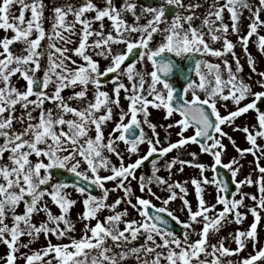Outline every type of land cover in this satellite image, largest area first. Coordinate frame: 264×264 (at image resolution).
I'll list each match as a JSON object with an SVG mask.
<instances>
[{
    "label": "snow or ice",
    "instance_id": "6c2138e0",
    "mask_svg": "<svg viewBox=\"0 0 264 264\" xmlns=\"http://www.w3.org/2000/svg\"><path fill=\"white\" fill-rule=\"evenodd\" d=\"M204 4L208 6L200 13ZM15 5L19 6L18 14L13 11ZM46 8L45 0H0V30L5 33L0 37V244L8 249L0 261L264 264V247H258L257 230L264 212V166L260 165L264 146L257 142L264 138V111L258 107L264 103V90L253 91L252 84L245 82L236 43L229 39L230 35L238 37L251 69L248 80L258 76L256 83L264 89V71L258 70L249 51L255 36L257 49L264 55V35L259 32L264 27V0L255 6L248 0H120L119 4L116 0H64L52 2L47 16ZM243 9L250 12L245 35L240 34ZM196 20L201 21L199 25ZM45 22L49 23L47 30ZM218 42H222L221 48L211 46ZM16 44L21 47L14 48ZM71 44L76 46L70 48ZM229 53L235 70L225 58ZM94 56L109 64L102 69ZM208 57L221 62L214 63ZM20 80L25 82L23 88L18 86ZM108 84L112 85L111 93L105 90ZM66 90L70 91L67 96ZM122 92L126 109L121 103ZM249 96L253 97L251 102L241 106ZM228 101L235 110H228ZM150 107L163 111L164 119L172 122H152ZM249 110L257 113L258 127L252 126L255 133L248 126L235 125ZM109 124L113 126L106 134ZM223 125L243 131L251 147L240 149ZM158 127L165 129L163 141ZM173 128L179 129L175 142L170 139ZM225 137L241 156L251 153L255 157L254 171L260 173L256 180L250 173L243 181H236L234 193L229 181L219 178L216 167L222 165ZM190 143L214 158L212 179L204 175L208 166L195 163V152L189 153L192 160L177 155L166 161L165 167L170 174L177 164L180 172L184 165L200 169L201 177L190 181L197 196L195 209L187 199L185 185L189 181L169 183L157 175L159 159ZM145 144L147 150L141 155ZM125 155L130 162L125 163ZM146 161L151 174L138 177L137 169ZM222 166L230 171L233 181L242 167L235 158ZM102 170L108 174L101 175ZM133 180L145 195L135 193ZM107 182H113L114 187L108 188ZM210 184L217 190L216 203L211 205L202 186ZM253 184L258 195L241 191ZM153 185L168 195H158ZM121 191L123 196L108 203L110 193ZM178 198L180 207L171 209L169 205ZM246 199L253 205H246ZM78 202L83 211L73 221L71 210ZM122 204L125 207L120 209ZM242 207L248 211L242 212ZM129 208L138 218L129 219ZM105 210L109 214L101 219ZM176 211L186 212L188 219L180 220ZM248 213L253 222L247 230L220 235L228 224H243ZM78 222L84 225L79 237L74 234ZM173 222L179 225V233ZM196 224L201 227L197 229ZM25 236L26 243L21 239ZM41 236L46 245L32 249ZM212 237H217L215 242ZM53 238L58 242L53 243ZM229 238L237 245L235 249L225 246ZM249 243L255 254L238 261L225 260L239 255ZM21 248L29 251L21 252Z\"/></svg>",
    "mask_w": 264,
    "mask_h": 264
},
{
    "label": "rangeland",
    "instance_id": "374dc122",
    "mask_svg": "<svg viewBox=\"0 0 264 264\" xmlns=\"http://www.w3.org/2000/svg\"><path fill=\"white\" fill-rule=\"evenodd\" d=\"M52 2L62 3V2H64V0H45V3L48 5V8H46V11H45L46 16L49 14L50 8L52 6ZM116 2L119 4L120 0H116ZM185 2L187 3V0H185ZM200 2L203 3L204 0H200ZM221 2H222V0H221ZM248 2L255 6V5H258L259 0H248ZM207 6H208L207 4H204V7L200 8L199 12L203 13L205 11V9L207 8ZM18 9H19L18 5H15L13 7V11L16 12L17 14H18ZM242 11H243V15H242L241 21H240V34L245 35L247 33V30H248L247 25L250 23V21L248 20L250 12L248 11V9H243ZM27 15L30 16V13ZM227 15L228 14L226 13L225 14L226 18H227ZM71 19H72V17H69V20H71ZM127 19L129 20V22H131V20H132L130 15L127 17ZM261 19H264V11L261 12ZM105 22L107 23V21H105ZM144 22H145L144 20L141 21V23H144ZM200 22H201L200 20L195 21V23L197 25H199ZM48 27H49V23L45 22L46 30L48 29ZM259 32L261 35H264V27L259 29ZM4 35H5V33L3 32V30H0V37H3ZM7 35L11 36L12 33L9 32V33H7ZM73 39H76L77 43H78L77 37H73ZM155 39L159 40L160 37L156 36ZM206 39H208L207 36H206ZM229 39H231L234 43H236L235 52H236V55L240 57L241 63L244 66V70H243V73L241 75L243 76L245 82L252 84L253 91L264 90V89H261L258 86V84L256 83V81L260 79L258 76H253L252 80H250V81L248 80V74L250 73L251 69L248 66L247 57L243 51V48L241 47V45L239 43H237L238 37L236 35H230ZM255 40H256V37L253 36L249 42V51L251 52V54L256 59L258 70L264 71V55H262L258 51L257 46L255 44ZM46 43H47L46 40L42 42V44H46ZM75 46H76V44L69 45L70 48H73ZM211 46L214 48H221L222 42H218V43L213 44ZM13 47L16 49H19L21 47V45L16 44ZM119 47H123V46L121 45ZM69 54H71V53H69ZM74 58H76V57H74ZM225 58L228 59L229 62H231L233 64V70H235V61L232 57V54L231 53L227 54V56ZM94 59H98L100 61V65H101L102 69L109 64L108 60H105L101 57L94 56ZM208 59H210L214 63L221 62V60H217V58H214V57H208ZM221 59H223V58H221ZM222 68H223V65H222ZM223 75H224V78L226 79L227 73L224 72ZM24 83L25 82L23 80H20L18 86L23 88ZM125 83L127 84L128 81L125 80ZM111 89H112L111 84H108L107 87L105 88V90L109 91L110 93H111ZM69 94H70L69 90H66L64 93L65 96H67ZM252 99H253V97L249 96L246 100L242 101L241 106L251 102ZM72 103L75 105L77 102L73 101ZM121 103L124 105V107L126 109L127 108V101H125L123 98V92L121 93ZM227 104H228V110H235L236 106L231 101H228ZM47 106L51 107L50 104ZM260 109H261V111H264V105L260 106ZM149 110L151 112L150 119L152 120V122L156 123L157 125H162V124L172 122L171 120H165L164 119L165 113L163 111L156 110V109H153L151 107ZM220 111L222 114H225V115L227 114V111L223 107L220 108ZM116 118L118 119V115L116 116ZM176 118L178 119V117H176ZM235 125H238L240 128H243L244 126H248L250 128V130L253 131V133H255L256 129L252 128V126L257 125V127H258L257 113L254 110H249L248 113L242 114L240 117H238L236 119ZM112 126H113L112 124H109V127L105 130L106 134H107V131H109ZM222 128L225 132L228 133L229 136H231L235 140L236 145L240 149H246V148L251 147L250 142L247 141L246 134L243 131H233V127L228 126V125H223ZM157 131L160 133L161 140L162 141L165 140V129L163 127H158ZM169 131L171 132V136H170L171 141L175 142L178 139V136L176 135V133L179 131V129L173 128ZM189 133L191 134V131H189ZM189 133H187V134H189ZM149 135H151V132H149ZM223 142L226 145V149L222 153V163L228 164L232 161L233 158H235L239 161V165H242V167H240V170H239L238 175H237L235 180L236 181H243L250 173H251L252 179L256 180L259 177L260 173L258 171H254V169H256L255 157L251 153H248L244 156H241L240 153L237 152L236 147L233 146V144L228 140L227 137L224 138ZM257 142H258V144L264 146V138H258ZM190 144L185 146L182 149L173 150L171 153L168 154V156L159 159L158 163H157V167L160 169V171L157 173V175L165 178L166 180L169 181V183H172L175 181H180L181 183H183L184 181H189V183L187 185H185L188 188L187 199H189V201L192 203L193 209H195L196 205H197V196H196V193L194 190V185H192L190 181L192 178H200L201 177L200 169L193 167V166L184 165V171L180 172V171H178V169L181 167V165L177 164L172 169V173L170 174L169 171L165 167V162L171 160L173 157H176L177 155H179L182 159L192 160L193 158L189 155V153L195 152L198 154V156L195 160V163H202V164L208 166L209 170L204 172V175L207 176L209 179H212L214 176V173L211 171V166L214 163V158L212 157V155H210L208 153H202L198 145H196V144L190 145ZM165 146H167V145L165 144ZM123 149H124V144L121 143L120 144V150L123 151ZM146 150H147V145L146 144L142 145L141 146V155H143ZM257 155H259V152H257ZM112 159H113V162L118 165L119 162H118V160H116V158L114 156L112 157ZM135 159H136V157L133 156L132 160H135ZM128 162H130V161L128 160L127 155H125V163H128ZM260 165L264 166V158H261ZM237 166L238 165H233V168H236ZM142 167L137 169V171L140 170V172H141L140 175L141 174H146V175L151 174V171H150V173H148V168L151 169V165L149 164V162L145 166H142ZM136 173L138 174V172H136ZM106 174H108V173L104 172L103 170L101 171V175H106ZM140 175H137V176H140ZM106 186L108 188H112V187H114V184H113V182H107ZM202 186L205 189L203 195H204L207 203L209 205L216 203L217 190L215 188V185L210 184V185H202ZM132 187H133V189L137 195H145L144 193L140 192L139 185H138L136 180L132 181ZM152 190L156 191L158 195H161L163 197H166L168 195V193L166 191H161L160 188L156 185L152 186ZM241 191L245 192V193H253V194H257V195L259 194L258 193V187L256 184H253L251 186L245 185V186H243ZM177 192H179V189H177ZM100 194H101L100 190H98L96 195L99 196ZM74 195H75V193H74ZM117 196H123V192L121 191V192L110 193L108 203H111ZM236 198L239 199L240 198L239 195H236ZM77 199L79 201V198H77ZM153 202L156 204L160 203V201H156V200H153ZM181 203H182V201L178 198L176 201L172 202L169 205V207L173 210H176L180 207ZM253 203L254 202L251 201L250 199L245 200L246 205H253ZM51 207H52V210L54 213H58L59 210L55 206H51ZM124 207H125L124 204L120 205V209H123ZM217 207H218V209L222 208V206H219V205ZM240 210L242 212L248 211V209L246 207H242ZM82 211H83V205H82V203L78 202L73 207V209L71 210L70 215H71L72 220L76 221L78 218V215ZM129 212H130L129 219L134 218V217L138 218L137 213L134 210L129 208ZM107 214H109L107 212V210L102 212L100 214L101 219H103V217ZM176 215L179 216V218H180V215L183 216V218H180V220H182V221H186L188 219L186 212L181 213L179 211H176ZM261 216H262V219H261V222L258 225V229H257L258 234H259V245H258V247H264V212L261 213ZM252 222H253V216L251 215V213H248L247 219L244 221L243 224H234L233 223V225H235L236 229L247 230ZM9 223H10V221H9ZM92 223L94 224L95 221H92ZM83 226L84 225L82 222L76 223V231L74 234L77 237L82 235L81 229L83 228ZM194 227L199 229L201 227V225L196 224V225H194ZM223 233L225 234V236L229 235L227 232H223ZM196 238L197 237L193 236V239H196ZM215 238L216 237H212V242L215 241ZM21 239L25 243L28 241L27 236L22 237ZM52 242L57 243L58 241H56V239L53 238ZM46 243H47V241L43 238V236H41V238L36 243L31 245V248L32 249H39L42 246H45ZM225 246H227L231 249H235L237 247V245L235 244L234 241H232L231 238H229L228 240L225 241ZM7 251H8L7 247L3 244H0V256H4L7 253ZM28 251H29V249L21 248V252H28ZM244 252L247 253L245 255L246 257L251 255V254H255V250L253 249L251 243H249L247 248L241 253H244ZM241 253H239V255L236 256L238 260H240ZM149 258H151V257H149ZM225 260H227V257L225 258ZM0 264H3V262L0 261ZM17 264H24V260L23 259L18 260Z\"/></svg>",
    "mask_w": 264,
    "mask_h": 264
},
{
    "label": "water",
    "instance_id": "95a60500",
    "mask_svg": "<svg viewBox=\"0 0 264 264\" xmlns=\"http://www.w3.org/2000/svg\"><path fill=\"white\" fill-rule=\"evenodd\" d=\"M144 1H145V0H144ZM153 1H154V0H149V2H153ZM216 167H217V172H218V174H219V178H220V179L228 180V181H229L230 192H234L236 186H235V184L233 183V181H232V179H231L229 173L227 172V170H226L223 166H221V165H218V166H216ZM172 225H174V223H173ZM172 227H173V226H172ZM173 228H175V227H173ZM175 229H176V231H179L178 228H175Z\"/></svg>",
    "mask_w": 264,
    "mask_h": 264
},
{
    "label": "bare ground",
    "instance_id": "6f19581e",
    "mask_svg": "<svg viewBox=\"0 0 264 264\" xmlns=\"http://www.w3.org/2000/svg\"><path fill=\"white\" fill-rule=\"evenodd\" d=\"M150 171H151V169H150V168H148V173H150Z\"/></svg>",
    "mask_w": 264,
    "mask_h": 264
}]
</instances>
